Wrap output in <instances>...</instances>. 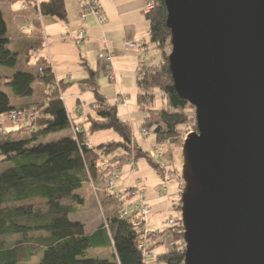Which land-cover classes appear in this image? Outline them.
Listing matches in <instances>:
<instances>
[{"label":"trees","instance_id":"16d2710c","mask_svg":"<svg viewBox=\"0 0 264 264\" xmlns=\"http://www.w3.org/2000/svg\"><path fill=\"white\" fill-rule=\"evenodd\" d=\"M148 2L153 7L144 15L149 24L145 46L159 52L160 63L146 68L137 77L139 92L136 100L138 103H151L155 98L153 90L162 92L171 111H155L157 120L154 125L149 121L147 127H152L157 143L169 141L176 144V134L190 119L187 109L193 108L179 98L173 87L167 61L171 48L170 31L165 24L163 0ZM39 11L42 16L66 20L64 0H46L39 4ZM6 33L0 13V68L10 72L3 78V88L15 99L28 102L24 105L11 103L0 87V117L20 108L34 113V119L29 127L22 126L17 130L28 131V136L14 138L13 131H10L3 132L4 136L0 137V163L9 164L0 171V264L27 263L33 256V247L40 251L37 264H146L137 247L138 234L127 220L107 212L104 221L91 233H86L83 223L70 221L69 214L82 204L75 191L83 184L104 185L106 170L97 165L98 157L122 165L134 153L136 160L144 159L153 169L156 164L143 148H131L130 126L119 118L117 106L109 104L99 93L95 83L97 73L92 70H88V78L83 82L92 93L96 106L90 107L92 113L86 114L87 127L79 133L77 142L71 136H64L56 142L37 144L48 135L70 129V116L62 98L67 84L55 78L49 61L42 56L34 63V73L20 68V55L9 48ZM26 61H29V56H26ZM194 128L196 131V125ZM106 130L114 131L119 140L104 141L90 148L85 146L89 134ZM119 149L123 154L111 157ZM179 179L181 186L180 175ZM33 200H41L44 210L36 211L27 204ZM66 200L68 203H64ZM173 203L175 210L179 211V201ZM166 231L173 240L166 239L167 253L155 258L162 264H184L180 219ZM12 236H19V239L12 244L4 240ZM155 236L161 238L160 233ZM107 248L112 249L110 260L85 258L89 249ZM151 248L148 247V251Z\"/></svg>","mask_w":264,"mask_h":264},{"label":"water","instance_id":"95a60500","mask_svg":"<svg viewBox=\"0 0 264 264\" xmlns=\"http://www.w3.org/2000/svg\"><path fill=\"white\" fill-rule=\"evenodd\" d=\"M181 146L184 264H264V0H163Z\"/></svg>","mask_w":264,"mask_h":264},{"label":"rangeland","instance_id":"374dc122","mask_svg":"<svg viewBox=\"0 0 264 264\" xmlns=\"http://www.w3.org/2000/svg\"><path fill=\"white\" fill-rule=\"evenodd\" d=\"M67 38L68 36L65 35L64 39L67 40ZM70 45L72 46V48L76 50L77 47L76 45H74L73 42H70ZM44 46H45V49H44L45 53L47 54V45L45 44ZM79 47L81 48V46ZM50 48H51L50 49L51 54H53L52 56L56 57L57 63L61 61V57L63 54L67 55L66 57H69L72 54L71 50L67 47H66L67 50H65L64 52L62 50H58L56 47H50ZM48 50H49V47H48ZM136 52L128 53L124 51V53L122 54L124 55V61L121 63H124L125 66L130 67V72L122 73L121 70L118 69V67H115L118 70V73L120 76V81L118 85L108 80L105 67L103 66L102 62H99V60H97L96 58L98 55L97 52L90 54L89 63L90 62L92 63L91 64L93 68L92 70H96V69L98 70V77L96 78V83L98 85V91L100 94L106 96L107 100L109 101V104L114 105V102L118 98L119 94H123L125 97L124 99L126 101V104L127 106H129V109L131 108L134 109V113L130 116H131V119L136 120V122L138 123H134L130 128L131 129V141H132L130 146L131 148L134 149L136 146L139 145L143 149L148 150L146 151L148 157L152 160L154 164H156L155 166L156 168L153 169L152 167L146 164L144 159H138V163H137L138 164L137 166L139 167L138 176L140 177V184H141L140 186L143 187L145 190V194L148 200L147 202H149L148 204L150 207V215L147 220V225L149 229H152L153 227H162L161 226V222H162L161 215H163L166 211H167V216H169L168 218L171 217L173 219H180V208H179V211H176L175 207L172 206L171 202L166 208L164 202L162 201V198H161L162 196L160 195V193H154L152 191V188L154 185L162 182L161 178L164 179V177H167L169 179V180L164 179V182L166 183L170 181L169 186H173L176 180H178L179 191H178L177 196H179L180 198V193L184 186L183 181H182V185L180 186L181 180L179 179V175L181 177V166H182L181 146L187 134H189L190 132H195V128H194L195 115H194V109L192 110L187 109L186 113H188V115L190 116V119L188 123H186V125H183V127H180L181 130L176 134L175 139L178 141L176 144H170L169 141H164L162 143H157L155 141V143L153 144L152 143V134H153L152 127L151 129L147 127L149 121L153 123L154 125V121L157 120L155 111L158 112L163 109L166 111H171L170 108L167 107V104L165 103V100L162 97V92H159L158 90H153V93L155 96V98L153 99V102L151 103L144 102L146 104L144 115L147 117V120L145 123L143 122V125L141 126V127H146L147 129H149L151 131V134L146 138L141 137L139 135V132L137 131L138 126L140 125L139 121H142L143 117L145 116L142 117L143 114H141L140 110H138L137 108L139 104L136 100V97L139 92V89L136 85V79L138 76H140L143 73V71L146 68L160 63L159 61L160 54L158 51L152 50V49H148L147 51H145L146 52L145 56H138L139 53L137 52V55H136ZM170 53L171 51L169 52V54ZM122 55H120V57ZM128 55L130 57L135 56L136 60L134 61V63L132 60H130L128 64V62L125 60V57H127ZM46 58L49 59L48 56ZM117 58H118L117 55L113 57L114 62ZM67 61H68V58L65 59V62L62 60V63L60 62L58 65L62 69L66 70V72H68L67 77L72 76V78H67L65 80V84H67V86L65 87V90L62 92V98H63V103L66 108V111L71 115V118L75 121L78 116V114L75 113L76 109H78L79 112H81L82 110L79 102L84 103L86 106L85 108L91 110V108L89 107V105L91 104H89L90 102L88 103L87 101L88 99H90V96L92 95V93L89 90L82 91L81 83L77 81L78 79H80L79 77L80 75H77L76 72L79 69H81L82 71L83 69H85L84 65H82L81 60L78 58H75V63L70 65V68H71L70 70L65 69L67 68ZM137 62H141L142 64L141 68L139 67V64ZM121 63L120 65H123ZM31 66L32 68L35 67L34 64L33 65L31 64ZM5 75L7 74L0 71V87L2 88L1 90H3V92L6 93L10 97V100L12 103H14V101L16 102L21 101V100L15 99L6 88H3V78L5 77ZM67 88H70V89L66 91ZM79 92L81 93L83 92L84 96L81 97L82 101H79L78 106L76 107V104H74V101H75L74 99H75V95L78 94ZM69 95H72V96H69ZM117 110H118L117 112L118 116L121 119L126 120V121L130 120V116H128L125 113V111H127L126 108L117 106ZM23 121L24 119L11 123V122H8L6 118H3V116L0 117V137L4 136L3 132L8 131V129L16 126L15 124H20L19 122L23 123ZM22 126L24 125L22 124L20 127ZM18 129L20 128L18 127ZM64 135H69V132L64 131L61 133L48 135L45 138L40 139L37 142V144L38 143L48 144L51 142H56L60 140L61 138H63ZM137 135L140 136L141 139L137 138ZM26 136H28V131H20V132H15V134L12 137L24 138ZM70 136L72 138L71 131H70ZM135 138H137L138 140L136 141ZM87 139L91 141L92 144H98L99 142L108 141V140L117 141L119 140V137L114 131L106 130V131H98V132L89 134ZM122 154H123L122 150L119 149V150H116L111 155V157L118 156V155L120 156ZM131 154L134 157V153H131ZM151 154L154 156V158H151L152 157ZM155 155L157 159L155 158ZM7 164L0 163V171H3V169L9 165ZM124 166L125 167L123 170L119 168L120 177L116 183V188L120 192H122L123 195H124L123 191L125 188L121 187V183L122 181H127L128 179L126 175L122 176V172L123 171L125 172L128 170V166L126 164H124ZM144 172L146 175H151L150 177L151 181L147 182V180L145 179V182H146V184L144 183L145 185L142 182L145 176L143 174ZM156 172L158 173V176L156 175ZM88 185H90L92 188L89 186H83L79 190L75 191V194L78 195L82 199V204L78 206L76 211L69 214V219L70 221H73V222L78 221V222L83 223L84 228L87 231H90V230L97 228V226L100 225L104 221V214L106 215L107 212L116 214L117 207L116 206L113 207V202L104 196V193H103L104 190L100 188V186L101 187L103 186L102 184H100V186L98 184L97 186H93L92 184H88ZM94 188L95 190H93ZM153 199H154V202L151 201ZM178 201L180 204V199L176 198L175 203H177ZM64 203H68V201L66 200L64 201ZM159 203H161L160 207L157 205ZM27 204L32 205L34 207V210L36 211L44 210L43 202L41 200H33V201L28 202ZM155 204H156L157 209H154ZM162 224L166 225L165 229H163L162 231H155L153 234L150 233L147 237V239L151 241L153 244L151 245L152 246L151 251H149L151 252V257L147 259V261L145 262L146 264H162V263H159L158 258L156 259L155 257L156 255H164L167 253L168 245H167L166 239L173 240V238L168 237V232L166 231V229L170 226L167 225L166 222L164 223V220ZM159 233L161 235V238H158L157 236H155L156 234H159ZM33 236L31 235V237ZM18 239H19V236H12V237L4 238V240L9 244L16 242ZM32 252H33V256H31L30 260L27 263H23V264H37L38 259H40L39 248L33 247ZM111 257H112V249L110 248L109 250L89 249L85 253L86 259L90 258V259H100V260L107 261V260H110Z\"/></svg>","mask_w":264,"mask_h":264},{"label":"crops","instance_id":"0c3cea01","mask_svg":"<svg viewBox=\"0 0 264 264\" xmlns=\"http://www.w3.org/2000/svg\"><path fill=\"white\" fill-rule=\"evenodd\" d=\"M44 1L46 0H0V13L6 25V31H7L6 37L8 40L9 48L12 51L18 53V55H20L18 58V66L24 70H28L30 73H34L36 71V67L32 68L31 64L33 65L37 58L41 56L46 58L48 56L49 59L48 58L46 59L49 61L52 67L55 78L57 80H63L65 83V80L67 78H72V76L67 77L68 72H66V70L59 67L58 66L59 63L60 62L62 63V60L65 62V59L68 58L67 68L65 67L63 68L70 70L71 69L70 65L75 63V58H78L81 60L82 65H84L85 69H83V71L79 69L76 72L77 75H80L79 76L80 79L77 78L78 79L77 81L80 82L81 84H84L83 81H85L88 78V70L93 69L91 65L92 63L91 62L89 63L90 54L95 53V52H97L98 54V52L102 49L103 40H106L109 51L112 54V58L115 55L118 56L115 62L114 60H112L113 61L112 66L117 76L116 82H112V83H115L118 85L120 81V76H119L118 70L115 67H118V69L121 70L122 73L130 72V67L125 66L124 63H121L124 61V55L122 54L124 53V51L128 53L136 52V51L126 50L124 47L125 43L129 41H134L139 44H143L145 51L148 50V47H145V44L147 43V39H148L149 24L144 16L147 0H99L102 11L104 12L106 16V22L103 25H98L93 17H88L89 28L86 30L87 38L82 44L78 46L76 45L77 47L76 50L72 48V46L70 45V42H73V34L81 26L76 0H64L65 10H66V20L64 21L57 19L55 17L40 15L41 13L39 11V4ZM65 35L68 36L67 40L64 39ZM45 44L47 45V54L45 53V50H44ZM79 46H81V48ZM48 47H49V50H48ZM50 47H56L58 50H62L63 52L67 50L66 49L67 47L71 50L72 54L69 57H66L67 55L63 54L61 57V61L57 63L56 57L52 56L53 54H51ZM137 52L139 53L138 56L146 55V52L144 54H142L140 51H137ZM137 52H136V55H137ZM120 55L122 56L120 57ZM26 56H29V61H26ZM97 60L99 59L97 58ZM125 60L129 64L130 60H132L134 63L136 58L135 56L130 57L128 55L127 57H125ZM99 62H102V61L99 60ZM120 63L123 65H120ZM102 64L105 67L103 62ZM0 71L6 73L7 75L5 76H8L10 74L9 71H6L1 68H0ZM92 71H95L97 73L95 77V83H96V78L98 77V70L96 69ZM69 89L70 88H67L66 91H68ZM86 90L82 89V91H86ZM69 96H72V95H69ZM83 96H84L83 92L82 93L79 92L78 94L75 95L74 104H76V107L78 106V102L82 101L81 97ZM103 96L107 100L106 96L105 95ZM15 102L16 101H14L13 104L24 105L25 103L28 102V100H21L16 103ZM87 102L88 103L90 102L89 104L94 103V98L92 95L90 96V99H88ZM107 102L109 103L108 100ZM138 104H139L138 107L137 106L136 107L138 108V110H140L142 114V111L140 109L141 103H138ZM121 107H124L127 109L125 113L128 116L134 113V109L132 108L129 109V106H127V104ZM90 112H91L90 109H86V108L82 109L81 112L78 113L77 119L75 121L73 120V122L79 125L81 129L85 130L87 127L85 123L86 114ZM67 114L68 116L71 117V115L68 112ZM139 122H140V125L138 126V129L143 125V119L142 121H139ZM127 123L131 128V126L134 123H138V122H136V120L131 119V116H130V120L127 121ZM15 125L16 126L8 129V131H5V132L13 131V134H15V132H17L18 130V127L21 128L20 124H15ZM67 131L69 132V135H64V136L69 137L70 129ZM137 138L141 139V137L138 135H137ZM137 138H135L136 141L138 140ZM88 142L90 146H96L102 143V142H99L98 144H92L91 141L89 140ZM152 143L153 144L155 143L154 134H152ZM145 151H148V150H145ZM137 163H138V160H136V163H135V167H136L135 173H132L130 171L131 165L128 164V161L124 163L128 166V170L125 172L124 171L122 172V176L126 175V177L128 178L127 181H122L121 183V187L125 188L124 190H126L127 187L131 186L136 179L138 180L140 184V177L138 176L139 167L137 166L138 165ZM124 164L119 165V168L123 170L125 167ZM145 172L143 173L145 175L142 181L143 184L144 183L146 184L145 179L147 180V182L151 181L150 180L151 175H146ZM156 175L158 176L157 172H156ZM164 179L161 178L162 182L153 186L152 191L154 193H159L158 190L160 189V185L163 183ZM166 180H169V179L166 177ZM169 183L170 181L165 184V189L162 192L160 191V195L162 196L161 197L162 201L164 202L166 208L168 207L170 202L172 203V206H173L174 204L173 202L175 201L176 195L178 194V191H179L178 180H176L173 186H169ZM98 185L100 186V184ZM83 186L91 187L90 185H88V183L83 184ZM100 188L104 190V185L102 187L100 186ZM151 201L154 202V199ZM148 203L149 202H147V204ZM160 204L161 203L157 205L160 207L161 206ZM154 209H157L156 204H155ZM168 217L169 216H167V211H166L163 215H161L162 222L164 220V223H165ZM173 220L176 223L177 219H173ZM162 222H161L162 227H153L152 230L162 231L163 229H165L166 225L162 224ZM93 230L87 231L85 229V232L91 233ZM107 250H109V248H107Z\"/></svg>","mask_w":264,"mask_h":264},{"label":"built area","instance_id":"2783aa9c","mask_svg":"<svg viewBox=\"0 0 264 264\" xmlns=\"http://www.w3.org/2000/svg\"><path fill=\"white\" fill-rule=\"evenodd\" d=\"M79 12V19L81 26L79 29L73 34V42L75 45H80L86 40V30L89 28L88 17H93L98 25H103L106 22V16L102 11L100 1L99 0H76ZM152 3H147L145 7V11H149L152 9ZM125 49L128 51H140L142 54L145 53L144 45L135 43L134 41L126 42L124 45ZM97 58L102 61L105 65V70L107 72L108 80L111 82H116L117 76L116 72L112 66V54L109 51L106 40H103V46L101 51L98 53ZM139 67H141V63H138ZM81 88L86 90L87 87L85 84H81ZM124 95L119 94L118 98L114 102L115 106H125L126 101L124 99ZM80 107L84 109L86 106L84 103L79 102ZM96 103L91 104L90 107L94 108ZM146 108V104L141 102V111L143 116L144 110ZM80 113L79 110H76V114ZM82 114V113H81ZM80 114V116H81ZM3 118H6L8 122H17L23 120V125L29 127L31 121L34 119V113L26 109H13L8 112ZM70 131L72 135V139L77 142L78 135L83 130L79 125H76L73 122V119L70 117ZM147 117H143V122L145 123ZM139 135L141 137H148L151 134V131L146 127H140L138 129ZM192 133V132H190ZM189 133V134H190ZM188 135V134H187ZM87 148H90V144L86 139L84 142ZM151 158L154 156L151 154ZM155 158L157 159L156 155ZM128 164L131 165L130 171L135 173V159L133 155L129 157L127 160ZM97 165L106 170L104 175V196L113 202V207L116 206V214L120 219L127 220L131 226L134 228L136 234H138V242L137 247L142 254L143 261L146 262L147 259L151 257V252L148 251V247H150L153 243L147 239L148 235L153 234L157 230H152L147 227V220L150 215V208L147 204V197L143 187L140 186L138 180L136 179L134 183L128 187L126 190L120 192L116 188V183L119 180V164L118 163H110L104 157H98L96 160ZM166 179V177H165ZM166 182L160 185V189L158 192L163 191L165 189ZM95 190V188L93 189ZM177 199H180L179 196L176 195ZM174 220L172 218L166 219V224L169 226L174 225Z\"/></svg>","mask_w":264,"mask_h":264},{"label":"bare ground","instance_id":"6f19581e","mask_svg":"<svg viewBox=\"0 0 264 264\" xmlns=\"http://www.w3.org/2000/svg\"><path fill=\"white\" fill-rule=\"evenodd\" d=\"M146 47V46H145ZM140 63V62H139ZM141 68V67H140Z\"/></svg>","mask_w":264,"mask_h":264}]
</instances>
